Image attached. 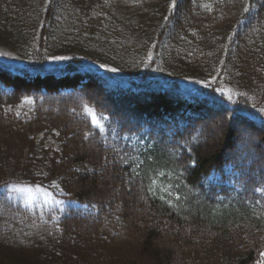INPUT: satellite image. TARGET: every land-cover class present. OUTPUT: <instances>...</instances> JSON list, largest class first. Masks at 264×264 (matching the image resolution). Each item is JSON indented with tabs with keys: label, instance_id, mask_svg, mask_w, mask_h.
Instances as JSON below:
<instances>
[{
	"label": "trees",
	"instance_id": "obj_1",
	"mask_svg": "<svg viewBox=\"0 0 264 264\" xmlns=\"http://www.w3.org/2000/svg\"><path fill=\"white\" fill-rule=\"evenodd\" d=\"M262 190L264 0H0V264H264Z\"/></svg>",
	"mask_w": 264,
	"mask_h": 264
},
{
	"label": "rangeland",
	"instance_id": "obj_2",
	"mask_svg": "<svg viewBox=\"0 0 264 264\" xmlns=\"http://www.w3.org/2000/svg\"><path fill=\"white\" fill-rule=\"evenodd\" d=\"M107 173H109V171H107ZM100 179L101 180H107V176H106V171L102 172L100 174ZM121 187L118 185L113 184V191H114V195L117 198L116 200H119L122 197V192H121ZM19 189H27V191H19ZM14 195L20 199L24 204L26 205H44L47 207H58L60 209L63 210V207L65 205V203L63 201H59L56 200L52 197L51 194H49L45 189L43 188H35V187H31V186H23V187H16L15 191H14ZM135 210L138 211V206L135 205ZM138 215V214H137ZM7 225L4 224L2 228H0V235L3 238L7 237V232H6V227ZM9 230V229H7ZM9 238V237H8Z\"/></svg>",
	"mask_w": 264,
	"mask_h": 264
},
{
	"label": "snow or ice",
	"instance_id": "obj_3",
	"mask_svg": "<svg viewBox=\"0 0 264 264\" xmlns=\"http://www.w3.org/2000/svg\"><path fill=\"white\" fill-rule=\"evenodd\" d=\"M112 71H115V69H112ZM89 112L91 113V110H89ZM92 116V122L97 126L100 127V122L99 119L96 117L95 113H91ZM19 191L23 192V191H27V189H19ZM264 191V190H262Z\"/></svg>",
	"mask_w": 264,
	"mask_h": 264
}]
</instances>
